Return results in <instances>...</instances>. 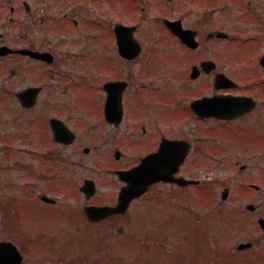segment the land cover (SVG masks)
I'll list each match as a JSON object with an SVG mask.
<instances>
[{
	"label": "rangeland",
	"instance_id": "rangeland-1",
	"mask_svg": "<svg viewBox=\"0 0 264 264\" xmlns=\"http://www.w3.org/2000/svg\"><path fill=\"white\" fill-rule=\"evenodd\" d=\"M136 1L134 8L116 0L76 1L83 8V12L76 10L75 13H79L81 23L69 34L66 33V36L75 40L76 48L72 45L71 49L84 53L83 59L89 64V76L83 78L85 75L79 71L77 63L74 67L61 66L58 70L66 79L57 77L56 72L52 71L53 68L49 69L52 73L48 72V68L39 70L44 88L40 102L32 111L18 114L13 104H10L11 109H6L9 104L3 98L2 91L6 84L3 80L8 71L5 69L7 62L0 61V147L9 140L11 144L20 143L25 149L35 148L28 144L39 139L41 145L37 150L40 151L39 154L42 151V157L36 158L37 164L31 161L36 173L25 176L28 180L26 184L33 187L32 189H0L1 196L17 194L26 198L23 202L28 203L21 208L19 218L22 229L29 234H17L13 227L17 217L12 206L5 208L0 205V240L21 244L23 264H39V258L42 264H56L49 259V249H42L40 252L27 251L26 237L29 235L33 238L29 248L36 246L40 240L35 241L34 238L40 232L48 237L46 240L43 238V241L51 240V235L56 233L59 234L60 241L64 240V244H68V238H73L69 242L72 254L85 256L78 264H264V237L257 225V218L264 216V149L252 150L250 153L243 151L251 145L254 147L264 143V125L257 128L259 132L254 130V134H250L240 125L233 124V141L228 144L217 132L222 130L219 126L210 123L194 124L190 116H186L185 121L183 118H171L168 121L165 118V109L169 113L186 112L184 104L166 100V107L164 104L157 107L153 98L162 95V92L149 89L132 95L131 99L138 101L135 113L147 111L155 116L156 119L151 121L147 118L149 124L145 125L147 131L151 130L149 134L154 136L155 142L163 135H186L194 141L192 144L197 147L192 149L182 165L181 174L199 179L200 185L184 189L170 184H157L133 200L122 215L88 228L83 223L84 219L73 226L75 219L83 216L82 207L86 203L83 196L77 193V184L85 177H92L96 179L100 192L105 196L113 186L107 181L114 178L107 169L111 166L124 167L132 164L137 160V153L145 150L135 149L136 146L153 143L150 138L136 135L139 133L134 129L135 125L130 126L135 123L134 119L130 121L126 117L117 126L109 124L111 129H108L104 119L105 93L102 84L105 78L118 77V66L122 62L110 25L116 21L138 22L140 28L135 31L134 36L141 43L142 52L145 50L146 56H152L146 63L147 69L155 73L159 71L157 75L164 76L163 71L165 67L168 68L164 56L167 44L164 45L162 40L157 41V37L165 36L158 19L168 15L170 4L175 8L176 14H180L178 11L182 7L191 6L192 12L189 16H194L197 9L194 4L182 5V0ZM2 5L4 3L0 2V6ZM142 6L144 10H141ZM7 10L4 7L0 10V15ZM148 17H152L151 20ZM98 21H106L110 25H102ZM56 28L58 26L53 24L45 25V29L50 32L49 42L57 35ZM14 65L15 62H10V66ZM85 66L84 70L87 68L89 71L86 64ZM113 68L116 69L111 72ZM32 72L36 73L34 70ZM22 74L28 80L33 76L25 69H22ZM70 81L77 86L71 88L72 86L66 85ZM163 81H156L154 77V88L163 86ZM180 82L176 80L173 83ZM163 98L172 99L170 88H165ZM157 103L160 104L158 101ZM32 114L39 121L31 123L29 119ZM52 116L62 118L74 130L76 139L73 144L62 147L53 142L47 122ZM141 121L136 126L138 131ZM246 121L248 120H243L244 123ZM129 128L135 130V136L141 140L133 143L134 137L129 136ZM213 137L214 144L211 142ZM116 146L123 154L118 160L113 157ZM83 147L89 148L88 153L83 152ZM242 164L246 165L245 169L240 168ZM12 168H0V174L5 181L14 182L16 185L18 171ZM249 183L257 184L260 188L252 189ZM225 187L229 189L228 197L221 200L220 194ZM39 190L55 198L56 204L42 205L44 203L40 204L38 200L36 206L39 207L33 205V198L35 199V193ZM247 203L257 205V210L252 215L245 213ZM69 210L75 212L65 218L64 215ZM249 240L255 242L251 248L235 250L238 242ZM198 250H202V254L196 258ZM209 257L217 258L210 263Z\"/></svg>",
	"mask_w": 264,
	"mask_h": 264
},
{
	"label": "flooded vegetation",
	"instance_id": "flooded-vegetation-1",
	"mask_svg": "<svg viewBox=\"0 0 264 264\" xmlns=\"http://www.w3.org/2000/svg\"><path fill=\"white\" fill-rule=\"evenodd\" d=\"M76 1L19 0L17 3V0H0V2L4 3V6H0V10L4 9V7L8 9L7 12H3V14L0 15V48L5 47L7 51L4 54H0V61L4 60L5 63L7 62L5 69L8 71L3 80L6 84L4 86V91H2L3 98L9 104V108L6 105L7 110L11 109L12 106L10 104H13L18 114H25L37 107V103L40 102L41 92L44 88V85L41 82L40 73L38 72L39 70L48 68V72H51L49 69L53 68L52 71L56 72L57 77L66 79V77L62 76L58 70H60L61 66L62 68L65 66L74 67L77 63V66L80 69L79 71L85 75L83 78L89 76V64L83 59L84 53L71 49L72 45L73 48H76L75 40L66 36V33L69 34L74 27H78L81 23L78 15L80 12H83V8H80L81 4ZM93 1L97 2L98 0ZM116 1H118V3H126L127 6L129 5V8H134L137 3L136 0ZM185 3L194 4L196 6L197 9L194 12V16H189L192 12L191 6L182 7V9L178 11L180 14H176L177 12H175V8L170 4L168 5L170 6L168 15L159 17L158 19L164 30L163 33L165 36L164 38L157 37V41L160 42L162 40L164 45L167 44L164 56L168 68L165 67V71H163L164 76L157 75L159 71H156L157 73H155L153 70L147 69L146 63L152 56L151 54L146 56L145 50L142 52V45L134 36L135 31L140 28L138 22L130 21L123 23L116 21L112 26L106 21L101 23L99 21L97 22L102 25H110L117 53L122 60L119 66L118 62L116 65V68L118 66V77L111 79L105 78L104 83L102 84V89L105 93L103 116L108 124V129H111L109 124L117 126L123 121V119L128 117L130 121L131 119L135 120V123L130 126L135 125L134 129L139 133L136 135H139L140 138H150L153 143L137 146L133 144L134 147L136 146L135 149L145 148L144 151H139L137 153V160L128 166H111L107 169V171L113 174L114 178L111 177L110 181H107L113 186L111 191L109 193L107 192L105 196L100 192L99 184L95 181L96 179L92 177H85L80 184H77V193L83 196L86 203L82 207L83 216L75 220L78 222L79 220L84 219L85 221H83V223L86 228L122 215L115 213L98 220H90L84 212L85 207L89 205L100 206L116 204L119 190L124 185V182L118 178V170L128 169L137 165L143 156L151 154L158 149L163 138L184 139L190 141V149L184 162H186L192 149L194 150V148L197 147L193 146L192 142L194 141H191L186 135L184 137L181 135H178L177 137L163 135L155 142L154 136H150L149 134L151 130L147 131L145 125L149 124V121L146 120L147 118H150V121L153 118H156L153 114H150L147 111L135 113L138 109V101L131 99L133 94L139 93L144 89H149L153 92H162V95L153 98V103L154 105L156 104L157 107L161 104H164L166 107V100L170 101V103L172 101L175 103L178 102L177 104L183 103V108L186 112L169 113L165 109V118L168 121H170L171 118H183L185 121L186 116H190L193 119L194 124L195 122L199 124L210 123L219 126V129L222 130L217 131L213 128H210V130L217 131L222 139L227 141L228 144L233 141V124L240 125L245 132L250 134H254V130L258 131L257 128L264 125V0H182V5H185ZM75 4L78 6L75 7ZM76 10H79L78 14H75ZM141 10H144L143 6L141 7ZM56 14L58 15L55 17ZM148 18L151 20L152 17ZM166 22L175 23V26H178L182 31H186V33L193 39V46L189 47L182 42ZM118 23L123 25H137L133 30L132 35L135 39L134 41L139 45V51L127 54H121L118 52V41L114 32V27ZM47 24L58 26V28L55 29L57 35L52 38L51 42H49L48 38L50 32L45 29V25ZM88 35L90 34L88 33ZM82 37L83 35L81 38ZM17 39L19 41H17ZM88 39L89 36L87 37V40ZM35 53H43L46 55L41 57L36 56ZM186 54H189V56ZM10 62H15V65L10 66ZM84 63L87 65L89 71H87V68L84 70ZM116 68H113L111 72H114ZM22 69H25L26 71L29 70L32 73L33 76H30L31 80H28L23 76ZM33 70L36 73H33ZM154 77L156 81L164 80L163 86L154 88ZM176 80H180L181 82L179 84L173 83ZM76 81L78 84V80ZM10 82L11 84H9ZM66 85L72 86L71 88L77 86L73 81H70L69 84ZM66 85H64L65 88ZM107 85L114 89L117 99L119 100V106L122 108L121 119L117 123L108 121L104 114V107L108 96L106 90ZM166 87L171 89V100L163 98ZM185 91L190 92L186 93ZM118 95L120 98H118ZM209 97H214L216 99L215 104L217 106L220 99V106L225 107L227 110L228 108H231L230 105L243 106L247 109L232 117H219L215 115L202 117L195 114L191 109V101L202 100ZM157 101L160 104H158ZM186 101H188L187 105H185ZM201 105L203 106V104ZM174 106H176V104ZM215 108L218 109V107ZM221 112L228 114V111L221 110ZM49 118L47 121L49 126L48 131L53 140V130L50 128ZM188 119L190 118L188 117ZM29 120L31 123L36 120L39 121V119H36L35 114H32ZM243 120L248 121L244 123ZM63 121L66 123L65 120ZM140 121L141 127L138 131L136 126L139 125ZM66 125L74 133L71 142L68 145H64L53 140L55 144L62 147H67L73 144L76 139V133L74 130H72L67 123ZM135 130L129 128V136L134 137V140H132L133 143L134 141L141 140L138 136H135ZM207 138L210 140L208 136ZM211 140L214 144V137L211 138ZM6 141L7 143H5L2 148L0 147V168L9 169L13 167L16 169V171H18V182L15 181V185L14 182L5 181L4 177L0 174V189L14 187L19 188V190H23V188L32 189L33 187L26 184L28 180L25 176L34 175L36 173V171L33 170L35 166L31 161L33 160V162L37 164L38 161L36 158L42 157V151L41 154H39L40 151L37 150L41 145L40 140L36 139L29 143L28 145L35 146V148L30 149L22 148L20 143L11 144L9 140ZM257 149L262 151V149H264V143H260L254 147L251 145L250 147L244 148L243 151L246 150L250 153V151ZM88 151V147H83L84 153H88ZM21 153H25L26 155H22ZM113 157L115 160L123 157L122 151L117 148V146L113 151ZM240 168L245 169L246 165L242 164ZM178 175H181V169ZM115 178L116 180H114ZM86 179L92 180L90 181L92 185L90 191L82 189V187L86 185V181H88ZM118 179L120 180L119 185ZM161 183L162 182H158L152 186ZM250 184L251 183L248 185L250 186ZM193 185L195 187L198 186L199 183ZM152 186L149 187V190ZM183 188L185 189L188 187L185 186ZM37 192L38 193H35V199L33 198V205L36 206L38 200L40 204L44 203L42 205L52 206L56 204V199L50 202L44 201L42 198L44 192L41 190ZM90 192L92 193L88 195ZM99 195L100 197H98ZM220 199L225 200L222 196H220ZM23 200H26V198L20 197L19 195L17 196V194L0 195V205L5 208L12 206L13 212L16 214L17 222L13 227H15L14 231L20 236L25 233L29 234L28 232H25V229H22V224L20 223L19 218L21 217V208L28 203L23 202ZM36 207L38 208L39 206ZM256 210L257 205L255 204L254 211L251 212L254 213ZM73 212L75 211L69 210L64 217L68 218V215ZM77 222L75 221L73 226L77 225ZM259 228L264 237V229L260 226ZM104 231H106V229L103 230V232ZM51 237L54 239V244L50 242L51 253L48 255L50 261L53 260L56 264H78L82 262L83 258H85V256L79 254H72L73 251L70 248L69 242L73 238H68L66 241L68 244H64L62 243L64 240H59V234H53ZM43 238L46 240L48 237L43 236L40 232L34 240L37 239V241H43ZM26 239V243L28 244H26L28 247L27 251L30 252L34 248V246L29 248L31 242H33V238L28 235ZM254 244V241H245L244 248L238 251L249 249ZM20 245L21 244L19 243L18 247L23 253V249ZM35 247L38 248L40 246L36 245ZM215 259L216 257L209 258V260H211L209 262H214ZM40 260L41 259L39 258V264H42ZM82 264H87V262Z\"/></svg>",
	"mask_w": 264,
	"mask_h": 264
},
{
	"label": "water",
	"instance_id": "water-1",
	"mask_svg": "<svg viewBox=\"0 0 264 264\" xmlns=\"http://www.w3.org/2000/svg\"><path fill=\"white\" fill-rule=\"evenodd\" d=\"M166 24L174 33L181 37L184 42L193 46V39L186 33V31H182L178 26H175V23L166 22ZM133 30V26H124L121 24L115 26L116 37L121 54L135 53L139 51V45L132 37ZM6 52L5 47L0 48V54ZM35 54L36 56L41 57L46 55L43 53ZM106 90L108 91V96L104 107V113L108 121L117 123L121 119L119 100L117 99L113 88L107 85ZM118 98H120L119 95ZM215 101L216 99L214 97L204 98L202 100L193 101L191 107L200 116L215 115L219 117H232L247 109L243 106L230 105L231 108H228L227 110L225 107L220 106V99L218 106L215 104ZM201 104H203V106ZM215 107H218V109ZM219 109L228 111V114L221 112ZM50 125L54 131V139L56 141L63 143L71 142L74 135L66 128L62 121L51 118ZM188 147L189 145L184 141L164 139L158 151L143 157L139 165L128 170L118 171L120 179L127 182V185L121 188L117 204L115 206H86L85 213L87 217L90 220H98L111 213H121L125 211L134 197L141 195L150 184L159 180L176 182L180 185L195 183V180L185 179L183 177L176 178L173 176L174 172L178 170L179 164L183 161ZM82 189L86 191L92 189L90 180L86 181V185L83 186ZM226 194L227 193L224 192L222 197L225 198ZM43 199L52 201L51 198L46 196H44ZM247 208H252V205H248ZM260 223L264 228V219H260ZM243 247V244L238 246V248ZM21 261V254L12 243L0 242V264H20Z\"/></svg>",
	"mask_w": 264,
	"mask_h": 264
}]
</instances>
